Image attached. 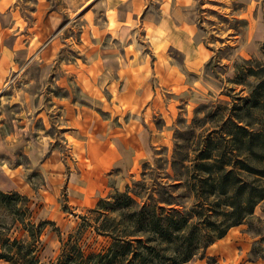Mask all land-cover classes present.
<instances>
[{"label": "rangeland", "instance_id": "rangeland-1", "mask_svg": "<svg viewBox=\"0 0 264 264\" xmlns=\"http://www.w3.org/2000/svg\"><path fill=\"white\" fill-rule=\"evenodd\" d=\"M93 1L16 0L18 12L28 17L27 24L19 20L21 30L9 31L8 22L5 35H0V190L25 196L31 222H44L36 255L40 264L54 261L62 243L76 230L84 229L79 247L85 255L105 250L110 239L94 231L95 221L99 224L102 218L91 210L99 199L105 201L116 191H127L140 202L164 190L189 207L193 197L186 179L195 172L192 164L199 151L205 149L208 138L223 142L224 121L256 84L249 69H264V0H196L199 37L212 55L204 67L208 92L189 101L161 89L157 99L148 102L147 115L140 117L154 136L151 157L133 171L111 169L102 174L87 157L79 156L69 131L76 128L79 133L72 137L86 142L100 131L104 137L110 127L129 118L109 93L105 99H89L68 67L77 63L85 69L82 66L89 56L103 61L104 48L115 44L106 38L92 54L85 53L88 40L82 43L80 32L86 24L85 9ZM37 7L42 14L34 20L29 12ZM48 10L60 20L54 29L42 23ZM251 17L259 19L261 38L252 48H243ZM29 28L35 34L32 49L25 48L24 35H19L23 43L15 47L13 33L25 34ZM53 39L62 45L49 53ZM237 47L242 50L238 52ZM101 70L98 63L97 71ZM0 222L10 239H25L20 225L2 208ZM242 235V246L251 243L236 264H264V201L244 222ZM208 252L205 249L201 257L186 264L198 260L222 264L220 255ZM0 264L8 263L0 260Z\"/></svg>", "mask_w": 264, "mask_h": 264}, {"label": "crops", "instance_id": "crops-1", "mask_svg": "<svg viewBox=\"0 0 264 264\" xmlns=\"http://www.w3.org/2000/svg\"><path fill=\"white\" fill-rule=\"evenodd\" d=\"M38 7L29 12L34 20L42 14ZM85 10L86 24L80 32L82 43L87 44L88 40L85 53L92 54L106 38L115 44L104 48L107 53L103 61L89 56L82 66L84 71L77 63L68 65L74 70V82L89 99H105L106 94H111L110 99L118 101L115 106L129 118L110 127L104 137L100 131L86 142L72 137L79 131L71 128V144L102 174L111 169L133 171L151 157L154 136L140 121L151 109L148 102L155 101L163 88L189 101L199 100L208 92L204 67L212 55L199 37L196 0H95ZM48 11L42 23L47 29H54L60 20L53 15L55 11ZM26 18L18 12L16 0H0V35H5L8 22L9 31H20V22L27 24ZM251 19L243 48H252L261 38L259 19ZM29 29L25 34L13 33L15 47L23 43L19 35H24L25 48L32 49L35 34ZM59 45L62 43L53 39L48 52L55 53ZM98 63L101 71H97ZM243 224L230 228L223 238L211 244L207 248L209 255H220L222 264H236L251 243H247L248 247L241 245L245 243L241 239ZM201 261L194 264H204Z\"/></svg>", "mask_w": 264, "mask_h": 264}, {"label": "trees", "instance_id": "trees-1", "mask_svg": "<svg viewBox=\"0 0 264 264\" xmlns=\"http://www.w3.org/2000/svg\"><path fill=\"white\" fill-rule=\"evenodd\" d=\"M249 71L256 84L224 121L223 142L208 138L192 164L189 207L164 190L140 202L116 191L91 210L102 218L92 227L110 239L108 247L85 255L79 247L84 229L76 230L49 264H186L250 218L264 201V69ZM26 202L17 192L0 190V208L25 232L23 240L10 239L0 222V260L8 264H40L44 222H31Z\"/></svg>", "mask_w": 264, "mask_h": 264}]
</instances>
